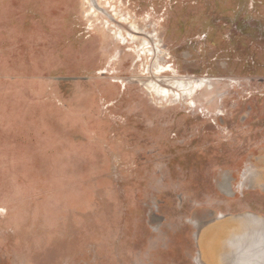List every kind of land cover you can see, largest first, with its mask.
<instances>
[{
  "label": "rangeland",
  "instance_id": "1",
  "mask_svg": "<svg viewBox=\"0 0 264 264\" xmlns=\"http://www.w3.org/2000/svg\"><path fill=\"white\" fill-rule=\"evenodd\" d=\"M253 186L264 0H0V264H215ZM241 226L228 263L264 264Z\"/></svg>",
  "mask_w": 264,
  "mask_h": 264
},
{
  "label": "crops",
  "instance_id": "2",
  "mask_svg": "<svg viewBox=\"0 0 264 264\" xmlns=\"http://www.w3.org/2000/svg\"><path fill=\"white\" fill-rule=\"evenodd\" d=\"M257 189L253 186V193L246 196V198L242 194L244 199L239 200V211L225 212L220 218L216 216L212 222L204 227L206 229L204 233V241L207 247L206 257L211 262L215 259V264H229L226 258H228L227 256L232 248L227 243L228 237L242 228L241 225H243V221L247 216L264 217V191H258ZM219 214L220 212L217 215Z\"/></svg>",
  "mask_w": 264,
  "mask_h": 264
},
{
  "label": "bare ground",
  "instance_id": "3",
  "mask_svg": "<svg viewBox=\"0 0 264 264\" xmlns=\"http://www.w3.org/2000/svg\"><path fill=\"white\" fill-rule=\"evenodd\" d=\"M256 237V236H255Z\"/></svg>",
  "mask_w": 264,
  "mask_h": 264
}]
</instances>
